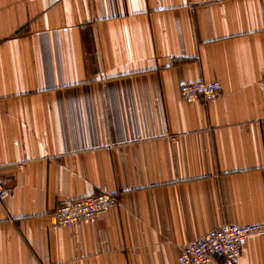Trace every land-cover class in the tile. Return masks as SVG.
<instances>
[{"label":"crops","instance_id":"obj_1","mask_svg":"<svg viewBox=\"0 0 264 264\" xmlns=\"http://www.w3.org/2000/svg\"><path fill=\"white\" fill-rule=\"evenodd\" d=\"M200 80L219 95L182 100ZM0 183V264H179L264 221V0H0ZM98 193L117 204L55 223Z\"/></svg>","mask_w":264,"mask_h":264},{"label":"built area","instance_id":"obj_2","mask_svg":"<svg viewBox=\"0 0 264 264\" xmlns=\"http://www.w3.org/2000/svg\"><path fill=\"white\" fill-rule=\"evenodd\" d=\"M219 92L220 85L215 81L200 80L183 83L179 87V95L185 101L209 103ZM9 195V189L0 183V201ZM116 204L117 200L111 194H88L61 203L54 210L53 218L58 226L68 227L98 218ZM251 237L264 240V221L253 224L224 223L182 246L177 260L179 264H234L241 256L243 245Z\"/></svg>","mask_w":264,"mask_h":264}]
</instances>
